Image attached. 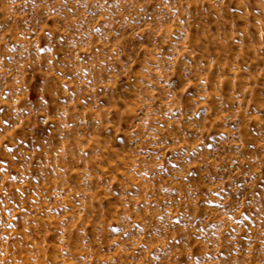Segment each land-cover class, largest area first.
<instances>
[{
  "label": "rangeland",
  "instance_id": "rangeland-1",
  "mask_svg": "<svg viewBox=\"0 0 264 264\" xmlns=\"http://www.w3.org/2000/svg\"><path fill=\"white\" fill-rule=\"evenodd\" d=\"M0 264H264V0H0Z\"/></svg>",
  "mask_w": 264,
  "mask_h": 264
}]
</instances>
